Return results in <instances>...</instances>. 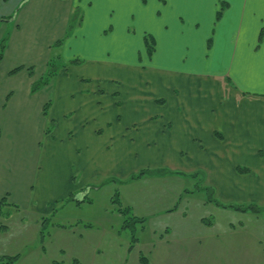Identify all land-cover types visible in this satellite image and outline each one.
I'll use <instances>...</instances> for the list:
<instances>
[{
  "label": "crops",
  "instance_id": "1",
  "mask_svg": "<svg viewBox=\"0 0 264 264\" xmlns=\"http://www.w3.org/2000/svg\"><path fill=\"white\" fill-rule=\"evenodd\" d=\"M125 14L140 29L135 55L150 62L134 69L146 73L148 87L132 82L129 105L118 86L106 95V64L114 59L103 56L78 57L32 91L56 52L65 56L79 44L81 29L97 21L122 28ZM4 37L0 200L9 209L20 212L23 200L44 210L94 179L115 175L123 184L140 151L151 166L163 158L171 175L202 171L223 196L256 189L264 196V0H0ZM10 212L0 215V232L10 229Z\"/></svg>",
  "mask_w": 264,
  "mask_h": 264
},
{
  "label": "rangeland",
  "instance_id": "2",
  "mask_svg": "<svg viewBox=\"0 0 264 264\" xmlns=\"http://www.w3.org/2000/svg\"><path fill=\"white\" fill-rule=\"evenodd\" d=\"M82 17L78 13L76 22L71 23V36L77 32L75 27L80 20L83 23ZM125 17L129 15L123 17L122 28L117 27V22L108 29L110 24L99 28L100 24L104 25L100 21L87 29L83 25L76 37L79 44L69 46L65 56L61 52L53 56L54 74L49 78L53 81L56 70L73 60L79 61L78 57L113 58L115 61H107L111 65L106 64L109 73L106 95L113 86H118L122 91L118 95L124 94V105H129L132 82H140L141 88L148 87L146 73H136L134 69L146 71L150 62L144 52L135 55L141 49L137 38L140 29L138 23H126ZM148 43L152 45L149 38ZM147 49L148 46L145 52ZM113 74H118L114 77L116 83H111ZM149 157L143 151L135 156L137 170L128 179L124 178V185L114 180L123 178L114 175L103 182L104 178L94 179L85 189L57 200L54 205L46 204L44 210L34 209L38 201L20 200V212L6 205L5 213L11 211L7 218H11L10 229L0 232V256H18L13 264H143L142 255L150 264H264V196L260 189L246 196L236 190L226 197L213 189L198 170L179 176L149 173L134 178L143 169H168L162 165L163 158H158V165L151 166ZM36 191L34 186L31 197ZM117 193L119 203L114 202ZM84 196V201L77 202ZM212 197L247 210L218 207L207 201ZM252 206L259 207L260 213L249 209ZM120 207L128 212H120ZM177 207L178 213L172 212ZM180 212H186L187 218L179 216ZM133 216L143 220L136 221ZM228 222L232 225L224 228Z\"/></svg>",
  "mask_w": 264,
  "mask_h": 264
},
{
  "label": "trees",
  "instance_id": "3",
  "mask_svg": "<svg viewBox=\"0 0 264 264\" xmlns=\"http://www.w3.org/2000/svg\"><path fill=\"white\" fill-rule=\"evenodd\" d=\"M221 14V13H220ZM220 14H219V16H220ZM7 37H4L2 40H1V42H0V49H1V54H0V58H2V55H3V51L5 50V47H6V42H7ZM54 63H53V61L51 60V62H49V72H48V74H46L42 79H40V80H38L37 82H35L34 84H33V87H32V91L33 92H36V91H38L39 89H41L42 87H44L45 85H47V84H49L50 83V81H51V78H49V77H51L54 73V71L53 70H51L53 67H54ZM21 69V67H17V68H15V69H13L12 71H11V73H15V72H17L18 70H20ZM47 105L45 106V109H44V113H45V115L47 114ZM48 131V130H47ZM238 170L240 171V172H244L245 170H246V168H243V167H240L239 166V168H238ZM172 171H170L169 169H155V170H148V169H143L142 171H140V173L139 174H137L136 176H134V178H141L142 176H144V175H146V174H151V173H155V174H157V175H163V174H167V173H171ZM202 172V171H201ZM113 181V180H112ZM115 181H117V180H115ZM119 200H120V198H119V195H118V193L115 195V198H114V202H116V203H119ZM82 201H84V200H81V201H79V200H77V202H82ZM208 202H214L216 205H218V206H221V207H225V208H228V207H230V208H234V209H237V210H241V211H245V210H247V208H242V207H239L238 205H235V204H225V203H223V202H219V201H217V200H215V199H213V197L212 198H208V200H207ZM6 205H9L8 203H7V199L6 198H3V199H1L0 200V215H2V214H5V206ZM174 209V208H173ZM172 209V210H173ZM249 209H251L254 213H260V208L259 207H256V206H252L251 208L249 207ZM119 211L120 212H128V209H126L125 211H124V209H122V207H120L119 208ZM134 218V220H136V221H138V220H143V219H141V218H137V217H135V216H133ZM18 258V256H4V257H2V258H0V264H13L14 263V261H15V259H17ZM140 261H141V263H143V264H150V262H149V260L144 256V255H142L141 257H140Z\"/></svg>",
  "mask_w": 264,
  "mask_h": 264
}]
</instances>
